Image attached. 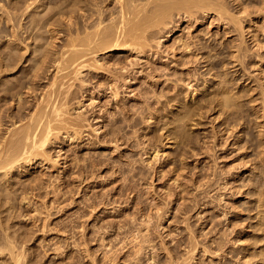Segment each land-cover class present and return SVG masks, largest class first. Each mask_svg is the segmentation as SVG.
Segmentation results:
<instances>
[{"label":"rangeland","instance_id":"obj_1","mask_svg":"<svg viewBox=\"0 0 264 264\" xmlns=\"http://www.w3.org/2000/svg\"><path fill=\"white\" fill-rule=\"evenodd\" d=\"M18 1L24 2L25 0H1L0 2H18ZM35 1L38 3V4L36 3L38 6L36 4L35 6H37L38 8L35 7L31 11L32 15H34V18L40 19L42 18L41 16L43 14V16L48 15V17L50 15L51 18H55L56 20L54 19L55 21L54 22L52 21L53 19L51 20V18H48L46 16L48 20L50 19L49 24L48 22H45L44 25L38 26L40 29H37L38 27L36 28L35 27L36 24L32 21L33 16L32 18L31 16H28V15H31L29 14L30 12L28 13L26 12L27 14L25 13L24 15L23 14L21 15L20 11L16 12V15L18 13L20 14V15L18 14L19 16L17 15L19 17L18 21L23 26V30L22 29L20 30V27H19V31H18L21 37L20 44L18 43L19 41L16 40V38H14V36L11 35L12 33H9L10 28H11L10 27L11 22L9 23L10 25L8 23H5L7 21H5V18L3 19V17L1 16L2 14H0V18H2L0 21V26H1L0 31L4 27L3 31L1 32V36H0V45H1L0 48L2 47L1 49H3L5 47V51L9 52V55L12 52H14L15 55H11V57L14 59L13 61H17V58H20V57L22 58V59L21 58L19 59L22 61H18L19 63L17 62V64L10 66V69H11V67L14 68V66L17 65L16 68L11 69L12 71L9 69L11 72L9 70H8L9 72L4 71L6 73L1 72V75H0V79L2 80V81L0 80V85L2 84L0 86V90H2L5 86L6 88L12 89V91H9L7 89L9 94L5 92L6 89L2 90L3 92L0 91V95H1L0 96V113H1L0 115L2 117H5V119L1 118L3 120L2 122H0L2 123V125L0 124L1 130L4 129V131L2 132H5V127L11 124V121H9L11 120V117L13 121L15 119L19 121V118L21 119L20 115L25 116L23 121H25L26 118L28 119L29 114L24 113V112L27 110L29 111V108H30V112H32L35 109L36 103L38 101V100L37 101L35 100L39 98L38 96H42L40 95V93L42 92L44 93V91H46L45 89H47V87L51 85V82L49 83V81L51 80L53 81L55 77H58V83L61 81V84L59 83V86L63 88L65 86L62 85V82H65L67 79H70L69 80L70 84L72 83L71 81L73 82L75 81L74 84L72 85V88L70 87V85H68L69 87H66V90L67 88H70L69 92L71 91L73 93L69 94V92L67 91L68 92L67 94V92H65L66 93L65 96L69 97L71 95L69 99L67 100L65 99L66 102L70 101L68 104L71 106L69 107V105L66 104L68 112L66 109H64L66 110L65 112L69 113V114L64 113L65 116L68 115V117L66 116L67 118H70L68 120L70 121L74 120L72 118L75 116H79L78 112L81 111L80 116H83L81 115V113L85 114V116L86 115L90 116L89 121L91 122V124L89 123V121H87L88 125L86 124V121L83 122L85 123L82 126L83 132L78 131L79 133L81 132V135H79L78 132H77V135L74 134L71 131L73 129H71L70 131L71 133H73V135L71 136L72 137L73 136L75 137V135L77 136L75 137V139L73 137V140L69 139L68 135L65 132L66 131L65 129H64L65 131L63 129H62L63 131L62 130L59 131L60 134L58 133V130L56 129L55 131L57 132L54 134L52 133V135H50V137L52 136V138L49 137L50 141L47 140L48 142V143L46 142L47 146L46 144L44 145L45 150L43 151L45 153L47 152L46 154L48 156L45 155L44 152H43L44 153L43 155L41 152L42 155L41 154L39 156L37 155L38 158L35 157L34 159H32L33 161L31 160L32 164L31 163L25 164L26 163L24 162L25 160L22 159V162L19 161L20 165H18L19 163H16L17 165H15L12 168V171L11 169L9 170L11 173L9 171H7L8 174H4L5 171H2L3 173H0L2 175L0 176L1 179L7 181V184H6V181H2L1 184H3L4 182L3 184L4 186L1 185L2 188L0 187V190H1L0 192V196H1L0 211L3 210L2 213L5 214L3 215L2 213H0V218H1L0 224L2 225L3 222L5 221L6 223L13 226L11 227V231L14 235H16L14 237L21 238V239H18L20 240L18 243L20 245L22 244L25 245L24 246L25 248L27 247L26 254L28 256L26 255V260H28V258L32 259L29 261L30 262L32 261L34 264H36V262L37 264H103V263L104 264H135V263L146 264L147 262L146 259L148 258L150 248L147 247L148 242L145 243L142 238L148 235L154 241V242L152 241V243L154 244L156 243L158 246L157 247L155 244L156 250H157L156 255H158L157 259L159 258L158 261L160 262V264L165 263L166 261L169 260L167 258L170 257L169 255L170 253L171 255L173 254V256H178L179 259L178 257L176 258L180 260L179 262L181 261L184 262L185 260L183 258L184 256L186 257L187 255L186 249L188 248L187 244H188L189 238L187 237H190L189 231L192 230L196 234H198V239H201L205 243H211L212 238H214L215 241L216 240L224 241L227 239H232L236 241L238 237H240L241 242L239 238L236 242L232 241L233 243L227 240L226 246L228 247L223 246L222 248L223 251L222 250L220 251L219 249L217 250L215 249V247H212L215 250L211 251V254H210V251L209 253L206 252V255L204 252H202V249H200L201 251L196 255L197 256L196 259L192 261L191 264H226V263L227 264H252V262H249L248 257L246 256V254H244V249L242 248L245 245V244H242V240L243 241L250 240L249 234L251 235V232L249 231L250 227H248V224L250 223V221H253V220L246 219V218L249 215H251L252 212H254L253 210L251 211L250 207L253 208L255 206V201H253L254 196L251 190L252 183H250L251 187H249V182H252L253 177L255 179H259V177L260 179H262L261 177L262 176L264 177V173H263L264 165L262 164V161L259 162L261 158V156L259 158V154H258L259 151L257 152L255 150L257 148L260 150L261 148L257 147L254 149V147L257 146V144L254 143L255 140L257 141V129L256 127L254 128V122H253L254 114L252 113L253 112L252 103H249L251 104L250 107L247 106L248 104L247 105L245 104L246 106H242L241 108L243 109L244 107L245 108L247 107L246 108L247 111L249 110L247 116L245 115L247 113L245 111V108H244V111L241 110L243 113L246 112L244 113L245 118H246V123L244 122V120H241L244 122V123L241 122L242 127L244 126L246 127L248 125V128H251L252 126L251 132H253L256 135V137L253 139L254 142L251 141L252 146H249L250 144L249 142L247 143L249 147L247 146L245 148L244 146L246 145H242L243 143L241 142V140L243 141V138H240L238 143H234V139L236 137L235 134H238L237 129H235L236 131L231 132L233 135H235L234 137L232 134H230L229 132L230 130L227 129L228 124L226 125V122H224L226 118L228 122H230L233 118H235L234 114L236 113L230 112L231 113L230 114L228 112V111H234V109H229L228 111L227 110L220 111V108L217 105L216 106L210 105L208 107H205L204 108L205 112H203L204 114L202 116L203 119H201L202 125H204L205 127L200 126V128L198 129L197 127L199 126H195V125L188 127L189 128L188 130L190 131L191 136H192L191 140L193 142V143L191 142L192 144L188 145L190 146V148L187 147L186 145H183V144L181 145V143H177V140H175L176 138L173 137L172 134H168L169 132L168 128L164 123L165 121H167V116L171 114L170 109H176L178 106L177 101L176 102L174 100H172L171 102L169 101V98H172L169 96H173V95L176 96L177 95L176 93H178L177 97L179 96V98L180 97L183 99L185 98L186 101H189V100L191 101V99H189L190 95H188L189 92L188 94H186L187 84L186 82H184L188 74V70H186L187 67L191 68L190 70L191 73H189V77L191 78L193 77L192 82H194L195 84L197 83L200 84V81L202 82L204 78L207 80L208 78H210L211 81L207 83L205 90L209 89L210 88L209 86H212V84L217 85V83L222 84V82L224 85L228 84L227 85L228 90L232 89L230 91H233V92L235 91L239 92L241 88L245 87L246 85H249V86L251 85L253 87H256L255 91L258 93L259 96L257 94L256 95L259 97L258 99L262 101V98H261L262 92L261 93L258 92L261 89V87L258 86L259 79L257 78L258 76L261 75L262 72L260 71L262 69L258 65V63L256 64L255 62L258 58H260L259 54L261 57L263 55V59H264V0H238V1L237 0H222L226 6V12L228 10V12L227 13L225 12L224 14L226 19H224L223 21L215 19L216 18L214 17L215 12L212 13V15L209 14L208 16L202 18V20L200 18L198 22L192 25L190 22H187L184 20L180 21L177 28L174 29L169 36L165 35L164 37H162L164 39L162 43V47L154 49V50L158 49V55H156L157 58L154 57L152 54L146 53L144 55L143 53L140 59H135L133 57L134 55H132V53L129 52L128 50L109 51L106 48L105 50L104 48H100L102 51L99 50L97 54L95 55L101 57L100 61H102L103 64L101 62L100 63L98 62V63L102 64L100 66L103 69L102 68L99 69L98 67L100 66L99 64L96 63L98 67H96V65H93L90 68L91 70L89 71L87 69L84 70L82 76H80L81 78L84 79L85 82L87 81L89 82V83L87 82V84L91 86V87L89 86L91 88L90 91H93L92 93H94L95 95L92 93L89 94L90 93L89 91H87L86 93L85 88L81 85L82 84V82H80L81 80L78 79L79 80L78 82H76L77 80H74V77L72 75L73 73L70 74L72 78H70V76L68 77L69 74L67 75L66 71H68L69 68L64 69L62 72V70L58 71V68H56L55 65H52V63H54L53 60L55 59V56L57 57L60 56V54L68 48V44H69L68 42H69V38L71 35V26L69 25V20L67 21L68 19L67 15H69L70 13L67 14L66 12L69 11L68 9L73 0L72 1L71 0H44V1L43 0H33V2ZM45 3L46 5H44ZM113 4L114 2L110 4L108 3L109 7H111ZM243 7H246V8H244L243 10ZM55 8L57 9L55 10ZM60 9L63 10L64 12H60ZM56 11L58 12L57 14H55ZM79 12H81V10ZM52 13H54V16ZM79 15L80 13H78L79 18L77 17V20L83 23V21L81 20L82 17ZM21 17H22V20H21ZM240 19L241 20L243 19L242 25H245L243 31L241 30V26H240L241 22L240 23L236 22ZM218 21L219 22L221 21V22L218 23ZM30 25L31 27L33 26L32 29L34 32L30 31L32 30L29 27ZM25 26H27V28ZM42 26L43 27L45 26L46 28L45 27L42 28ZM26 29H27V32H25ZM236 29L237 31H235ZM47 31H48V34H47ZM40 33H42L43 35L45 34V35L43 36ZM178 35L180 37L179 39H177ZM26 36L29 39L25 38ZM244 36H245V39L243 38ZM11 38L12 39L14 38L16 41L14 39L12 40ZM184 40H187L188 43L192 42L190 44V46L193 44L191 46L192 51H191V48L188 52L186 49H185L186 51L183 50L184 48L181 47V43H183ZM255 41L257 42L255 43ZM23 42L24 43L26 42L25 45L29 46L27 52L25 49L26 46L24 45ZM195 43H199L197 45L200 48L201 46H205L206 44H208V46H206L209 48L208 50L205 49L206 47H202V48L205 49L204 50L205 55L208 54L207 55L208 57L212 55V57H210L212 61L208 59V61L211 63L210 65H212L213 67L212 73L209 72L211 73V75H208V70H206L207 65L205 64L207 62H205L206 61L205 58L200 59L202 53H204L202 51L203 49L201 48L200 49L201 51H200L199 47L196 48ZM239 43L240 44L242 43L241 44L242 50H240L242 57L240 58V60L238 59L239 63L238 61H236L238 63L236 65L235 63H232V62L231 64L227 63L228 62L227 60H229V62L230 60H232L231 54L229 53H232L230 51L234 49L230 45L232 44L236 45ZM257 43L262 45V48ZM35 45L37 48L35 47ZM193 46L196 48V50H194ZM19 48L21 51H18ZM1 49L0 51H2ZM8 49H10L11 51ZM46 49L48 52L45 51ZM23 50L25 51L24 53H23ZM173 50L175 54L174 52H171ZM245 50H248V51H245ZM206 51H210L209 53L211 55H209V53ZM37 52L40 55H42V57L43 55L44 56L47 54L50 55V56L47 55L45 57L46 61L43 63L44 65L41 64L40 61L42 57L39 54H37ZM244 52L246 53L247 56H244L245 55ZM16 54H18L19 56L21 54V56L19 57ZM161 54H164V55H161ZM172 54H174L175 56L177 55V56L173 57L172 60L174 58L175 59L170 63L171 61L170 57L173 56ZM196 54L197 56H195ZM227 54H229L230 56H228ZM37 55L41 58H38ZM159 55H161L160 57L162 58H160ZM254 55H255V58L253 57ZM50 57L52 59V62H51ZM195 57H199V58H196L197 59L196 60ZM12 58L10 60H12ZM32 58H38L37 59L38 64L34 65L36 59L34 60ZM49 60H50V63L48 64ZM130 60L135 61L134 62L135 64L134 63L129 64ZM176 61H180V63L182 62L180 65L182 64L186 65L188 62L189 63L187 64V66L182 65V66L176 67L179 65V62H176ZM105 62L106 64H108V66L105 64ZM174 62H176L178 65L176 63L174 65ZM212 62L215 65L216 69L214 68V65L212 64ZM222 62L224 63V65L226 63L228 65L226 64L224 66ZM121 63L122 64L125 63V65L127 64L130 66L136 65L137 67L134 66L136 67L135 68L136 71L137 70L140 71V69H143V70L141 72H137L135 77L138 76V79L136 80L134 79L135 80L134 83H132L131 81L132 85L130 87H129L130 83L128 82L127 83L128 85H125L122 90L121 101L118 106L120 109L121 108L124 110L126 109V111L128 112H125V113L123 112L122 114L121 113L112 114L111 112L110 114V111H113L115 108L114 107L115 102H113L110 96V92L108 90H107L108 92L106 90L105 91L100 90L101 92L97 93L96 90H98L97 88L101 86L98 83H101L103 85V83H107L110 81L111 79L110 73H118L116 72V69H118L117 71H119L121 67ZM240 63H241V66H240ZM36 65H39V67L41 68V69L39 68V72L36 70L39 74L38 73L36 74L34 72L35 68L33 67ZM49 65H52L54 67L52 66L49 67ZM196 65L197 66L200 65V66L197 67ZM255 65H258L259 67ZM42 66H45V67L42 68ZM244 66H246V70ZM109 67H110V72H109ZM113 67H115L116 69H114ZM181 67L182 69H180ZM198 68L200 70H198ZM36 69H38V67H36ZM43 69H44V72H42ZM233 69H238V70L234 73L230 71ZM56 71H58L60 74L62 73L60 77H59V73ZM107 71L109 74L107 73ZM197 71L199 72L200 76L198 75ZM32 73H34L36 76ZM40 73H41V77L39 76ZM63 73L64 75L66 74L67 77L66 75L63 76ZM68 73H70V69ZM146 73L149 74V76H147ZM151 73H153V75ZM202 73H203V76H202ZM31 75H34L35 77H37L38 75V78L35 79V77L32 76L33 79H29ZM248 76L250 79L244 80ZM63 77H66L67 79ZM211 77L212 78L214 77L215 80L214 78L212 79ZM5 78L9 80L6 82ZM152 78L154 79V81H152ZM181 78H183V80ZM145 79H146V83H145ZM177 79H179L180 81ZM194 79H196V81ZM3 80H5L6 83H4ZM27 80H28V83L32 81L31 84H35V86L34 85L33 87L31 86L32 89L31 87L29 88L28 85H31V84L30 83L27 84ZM140 82L141 84H139ZM19 83L21 84L25 83V84L22 86ZM150 83H151V86H149ZM26 84L28 87L26 86ZM175 84L177 85V87ZM12 85L14 86L16 85L15 88H17V86L18 87L21 86L22 92H19L20 88L19 89L17 88L16 92L12 93L14 96H12L11 92H14L13 91L14 88L7 87V86H12ZM94 85H98V86L100 85V86L96 87ZM104 85H107V84H104ZM2 86L4 87L1 88ZM201 87H202V84H200V88ZM50 88L51 87H49L48 89ZM94 88L96 90H94ZM33 89L37 93H35L34 91L33 93L32 92ZM143 90H144V93H143ZM24 91H26L27 93L31 91L30 93L31 96L29 93L27 94ZM18 92L22 93L21 97L23 98L22 100H24V103H26L25 98L28 97L27 98L28 99L27 103L29 104L28 106L26 105L27 103L24 104L23 102H21L22 100L20 101L21 103H23V107L25 105L27 106V108L24 109V111L22 109V106L20 108L21 110L18 108V106L20 107L21 105V103L20 105L18 104L19 102L18 95H17ZM162 92L163 94H160ZM198 92H199V97L197 96V99H199L201 97V94L205 93L206 91L203 92V90L202 91L200 90ZM158 93L160 95H158ZM167 93H169V95ZM10 94L12 97L17 96V98L13 99L12 97H10ZM33 94L35 98L33 97ZM81 94L83 97L81 96ZM84 94H88V95H84ZM134 94L136 96H134ZM93 95H94V99L90 100L89 97ZM167 96L169 97L168 99H167ZM11 98L14 101H11L12 100ZM15 100H17L18 102H15ZM259 100L255 102L259 104L257 107H260L261 105L260 103H262L261 101L260 103H258ZM91 101L94 103H92ZM60 102H61V99H60ZM90 102L93 105H90L89 104ZM4 105L6 106V108H4L5 107ZM248 107L251 109H248ZM162 108L163 110H161ZM227 112L230 115L227 114ZM5 113L8 115H6ZM25 114H27V117ZM64 114L62 115V117H64ZM101 114H102L103 120L102 119L98 120L97 117L100 116L101 118ZM75 119H77V117H75ZM92 119L93 121H91ZM96 119L98 120V122L96 121ZM23 121H19V122L23 123ZM96 122L101 127L98 131L96 130L97 132L95 130H92V129H95V127H97L95 126L97 125ZM20 123L17 122V125H19ZM86 125H87V128H86ZM90 125L91 126L94 125L92 126L94 128H92ZM114 128L116 129L117 136L120 138L117 142L115 139L111 138L112 137L111 131ZM213 128H214V131H213ZM248 128L246 127V129L250 131ZM85 132H89V134L87 135V133ZM242 134H244V131ZM117 144L119 145L117 146ZM240 145L242 146L241 148H240ZM154 148H156L158 152L155 151ZM184 148H186L187 150ZM201 148L202 150H199ZM205 151H207L206 154H205ZM196 152L198 153V156L195 154ZM256 152H257L258 157L256 155ZM193 153H194V156H193ZM45 156L47 158H45ZM246 159L248 163L245 162ZM86 163L88 164L86 165ZM217 163H218V166H217ZM254 165L256 169L253 167ZM81 174L82 175L84 174V175L82 176ZM80 176L82 177V180L80 179L81 178ZM257 176L258 178H256ZM250 177L252 180L250 179ZM5 184H6V189H4ZM9 185L10 187L8 189L7 186ZM248 187L251 193L248 191ZM196 190L198 193L196 192ZM8 196H10L11 198H9ZM22 196H24L23 197L24 199L22 198ZM2 197L4 198V200ZM196 198L197 200L199 199L198 201H196L197 203L199 202L198 204H196L195 202ZM10 211L13 214L10 213ZM141 224H145L146 226L145 225L143 226ZM212 226H213V229L211 228ZM245 229H246V232L249 229L247 233L245 232ZM148 231H150L149 234H147ZM224 232L226 233L227 237L226 235H224L225 234ZM246 235H248V237ZM18 240L16 239V242ZM144 243L146 246L144 245ZM220 243H224V242H220ZM243 243H246V242H243ZM138 245L140 247H138ZM213 245H214V242H213ZM234 245L236 247H234ZM224 247H226L227 250L224 249ZM28 249H31V250H28ZM134 249L136 251L138 250L137 254H134L136 253ZM131 251L133 254L131 253ZM238 251L239 252L243 251V252L239 253ZM29 253H31V255ZM167 255H169V257ZM223 257H226V259Z\"/></svg>","mask_w":264,"mask_h":264},{"label":"bare ground","instance_id":"obj_2","mask_svg":"<svg viewBox=\"0 0 264 264\" xmlns=\"http://www.w3.org/2000/svg\"><path fill=\"white\" fill-rule=\"evenodd\" d=\"M1 1V0H0ZM44 1V0H43ZM72 1V0H71ZM238 1V0H237ZM112 2H114V4L111 6V7H109V5H108V3L110 4V3H112ZM37 2L35 1V2H33V0H25L24 2H0V14H2L1 16L3 17V19L5 18V21H7V22H5V23H10L9 25H10V32L9 33H12L11 35L12 36H14V38H16V40H18L19 42V44L21 43V37H20V35H19V27H20V30L22 29L23 30V26L21 25V23L18 21V16L20 15L19 13V15L17 16L16 15V12H18V11H20V13H21V15L23 14H25L26 12L28 13V12H30L29 14H31V15H28V16H31V18H32V16H33V22L36 24H33V25H35V27L37 28L38 26H40V25H44V23L45 22H48V24H49V20H48V18H51L50 17V15H49V17H48V15H46V16H43V14H42V18H34V15H32V10L35 8V7H37L38 5V3L36 4ZM47 3V2H46ZM46 3L44 4V5H46ZM35 4L37 5V6H35ZM55 5V4H54ZM70 5V4H69ZM68 5V6H69ZM242 5V4H241ZM60 6V5H59ZM41 7V6H40ZM63 7V6H62ZM67 7V6H66ZM228 7V6H227ZM242 7V6H241ZM254 7V6H253ZM38 8V7H37ZM244 8H246V7H243V10H244ZM260 8V7H259ZM43 9V8H42ZM57 8H55V10H56ZM67 9V8H66ZM51 10V9H50ZM69 11H67L66 13L68 14V13H70L69 15H67L68 16V19H67V21L69 20V25L71 26V35H70V38H69V44H68V48L65 50V51H63L61 54H60V56H55V59L53 60L54 61V63H52V65H55V67L56 68H58V71H60V70H62V72H63V70L64 69H70V73H68V71H69V69H68V71H66L65 73L68 75V77L70 76V74H72L73 75V77H74V80H77L76 82H78L79 80H81L80 82H82V86L85 88V91H86V93H87V91H89L90 93L89 94H91L93 91H90V85H88L87 84V82H85L84 81V79L83 78H81L80 76H82V74H83V71L84 70H91L90 68L93 66V65H96V63L97 64H99L100 62L103 64V62L102 61H100L101 59V57H99V56H96L95 54H97V52L99 51V50H101L100 48H104V50H105V48L107 49V50H109V51H113V50H117V51H123V50H128L129 52H131L132 53V55H134L133 57L135 58V59H140L141 58V56L143 55V53H144V55L146 54V53H148V54H152L154 57H156V55H158V49H156V50H154L155 48H160V47H162V43H163V38L162 37H164L165 35H167V36H169L170 34H171V32L174 30V29H176L177 28V26L179 25V23H180V21H182V20H184V21H187V22H190L191 23V25L192 24H194V23H196V22H198L199 21V19L201 18V20H202V18H204V17H206V16H208L209 14L210 15H212V13H214L215 12V15H217V16H215L214 15V17H216L215 19H218V20H221V21H223L224 19H226V17H225V12H226V6H225V4H224V2L222 1V0H73L72 2H71V5H70V7H69V9H68ZM81 10V12H79ZM83 10V11H82ZM57 11H59V10H57ZM55 12V14H57L58 12ZM242 11V10H241ZM246 11V10H245ZM38 12V11H37ZM60 12H64L63 10H61L60 9ZM227 12H228V10H227ZM226 12V13H227ZM26 13V14H27ZM34 13V12H33ZM40 13V12H39ZM65 13V14H66ZM78 13H80V15L79 16H81L82 17V21H83V23H81V22H79L78 20H77V17H78ZM243 13V12H242ZM47 14H48V12H47ZM53 14V16H54V13H52ZM250 14V13H249ZM63 15H64V13H63ZM38 16V15H37ZM40 16V15H39ZM52 16V17H53ZM46 17V18H45ZM56 17V16H55ZM59 17V16H58ZM65 17V16H64ZM213 17V18H214ZM57 18V17H56ZM79 18V17H78ZM231 18V17H230ZM1 19L2 18H0V21H1ZM53 19V20H52ZM54 19L55 18H51V20L52 21H54ZM232 19V18H231ZM21 20H22V17H21ZM31 20V19H30ZM48 20V21H47ZM56 20V19H55ZM58 20V19H57ZM63 20H65V19H63ZM213 20V19H212ZM243 20V19H242ZM242 20L240 19V20H238V21H236L237 23H240L241 22V24H240V26H241V30L243 31V29H244V26L245 25H242ZM9 21V22H8ZM51 21V22H52ZM207 21V20H206ZM215 21V20H214ZM220 21V22H221ZM227 21H229V20H227ZM3 22H4V20H3ZM29 22H31V21H29ZM55 22V21H54ZM58 22V21H57ZM219 21H218V23H220ZM235 22V23H236ZM4 23V24H5ZM82 24V26H81V24ZM203 23V22H202ZM211 23V22H210ZM213 23V22H212ZM225 23V22H224ZM229 23H231V22H229ZM51 24V23H50ZM6 25V24H5ZM22 27H21V26ZM59 25V24H58ZM68 25V26H69ZM227 25V24H226ZM234 26V25H233ZM1 27V26H0ZM6 27V26H5ZM26 28H27V26H25ZM31 29L33 28V26L31 27V25L29 26ZM34 27V28H35ZM45 27V26H44ZM43 26H42V28H44ZM55 27V26H54ZM228 27V26H227ZM236 27V26H235ZM4 28V27H3ZM3 28H2V30L0 31V36H1V32L3 31ZM7 28V27H6ZM35 28V29H36ZM46 28V27H45ZM58 28V27H57ZM25 29V28H24ZM37 29H40L39 27L37 28ZM69 30H70V28H69ZM7 31H9V30H7ZM30 31H33V29L32 30H30ZM235 31H237V29L235 30ZM241 31V32H242ZM25 32H27V29L25 30ZM34 32V31H33ZM32 32V33H33ZM40 32V31H39ZM42 32V31H41ZM44 32V31H43ZM50 32H52V31H50ZM54 32V31H53ZM30 33V32H29ZM68 33V32H67ZM255 33V32H254ZM40 34H42V33H40ZM47 34H48V31H47ZM29 35V34H28ZM38 35V34H37ZM43 35V34H42ZM45 35V34H44ZM43 35V36H44ZM197 35V34H196ZM243 35H244V33H243ZM25 36V35H24ZM23 36V37H24ZM22 37V38H23ZM36 37V36H35ZM52 37V36H51ZM13 38V39H14ZM25 38H28L27 36L25 37ZM57 38V37H56ZM180 37H179V35L177 36V39H179ZM244 39H245V36L243 37ZM259 38V37H258ZM8 39V38H7ZM12 39V38H11ZM12 39V40H13ZM29 39V38H28ZM37 39V38H36ZM55 39V38H54ZM262 39V38H261ZM10 40V39H9ZM15 40V39H14ZM15 40V41H16ZM23 40V39H22ZM38 40V39H37ZM43 40V39H42ZM46 40H47V38H46ZM258 40V39H257ZM260 40V39H259ZM4 41V40H3ZM8 41V40H7ZM24 41V40H23ZM25 41H26V39H25ZM28 41V40H27ZM45 41V40H44ZM190 41V40H189ZM192 41H193V39H192ZM196 41V40H195ZM208 41V40H207ZM234 41V40H233ZM11 42V41H10ZM29 42V41H28ZM35 42V41H34ZM37 42V41H36ZM40 42V41H39ZM43 42V41H42ZM46 42V41H45ZM50 42V41H49ZM55 42V41H54ZM155 42V43H154ZM240 42V41H239ZM257 41H255V43H256ZM4 43V42H3ZM6 43V42H5ZM9 43V42H8ZM24 43V42H23ZM44 43V42H43ZM192 42H190V43H188L187 42V40H184L183 41V43H181V47H183L184 49L183 50H187V52L190 50V48H191V51H192V45L190 46V44H191ZM194 43V42H193ZM262 43V42H261ZM13 44V43H12ZM11 44V45H12ZM26 44V42L24 43V45ZM196 44V48H198L199 46L197 45V44H199V43H195ZM205 44V43H204ZM229 44V43H228ZM242 44V43H241ZM241 44L239 43V44H232V45H230V46H232V48H234V49H232V51H230V52H232V53H229V54H231V58H232V60H230V62H229V60H227L226 62L227 63H230L231 64V62L232 63H235V65L236 64H238L239 63V60H240V58L242 57L241 56V52H240V50H242L241 49ZM258 45H260L259 43H257ZM256 44V45H257ZM8 45V44H7ZM21 45H23V44H21ZM164 45V44H163ZM183 45V46H182ZM244 45V44H243ZM1 46V45H0ZM6 46V45H5ZM26 46V45H25ZM37 46H39V45H37ZM52 46V45H51ZM195 46V45H194ZM193 46V47H194ZM206 46H208V44H206L205 46H201V48L202 47H206ZM210 46V45H209ZM234 46V47H233ZM261 46V48H262V45H260ZM8 47V46H7ZM17 47H18V45H17ZM16 47V48H17ZM28 47L29 46H26V52L28 51ZM35 47H36V45H35ZM41 47V46H40ZM259 47V46H258ZM2 48V47H1ZM0 48V49H1ZM22 48V47H21ZM37 48V47H36ZM196 48L194 47V50H196ZM200 47H199V50L201 49ZM212 48V47H211ZM213 48H215V47H213ZM3 49H4V51H3ZM3 49H1L2 51H0V75H1V72H4V71H8L9 69H10V66H12V65H14V64H17V62L18 61H22V60H19L21 57V54H20V56L18 55V54H16V55H18L20 58H17V61H13L14 59L11 57V55H15L14 54V52H12L10 55H9V52H6L5 51V47L3 48ZM15 49V48H14ZM24 49V48H23ZM180 49V48H179ZM203 49V48H202ZM205 49H209L208 47H206ZM205 49H203L202 51L204 52V50ZM247 49V48H246ZM8 50H10V49H8ZM7 50V51H8ZM16 50V49H15ZM15 50H13V51H15ZM182 50V49H181ZM185 50V51H186ZM193 50V51H194ZM198 50V49H197ZM261 50V49H260ZM11 51V50H10ZM18 51H21L20 50V48L18 49ZM44 51V50H43ZM45 51H47V49L45 50ZM102 51V50H101ZM161 51V50H160ZM201 51V50H200ZM211 51V50H210ZM210 51H206V52H210ZM245 51H248V50H245ZM250 51V50H249ZM263 51V50H262ZM261 51V52H262ZM25 51L23 50V53H24ZM36 52V51H35ZM48 52V51H47ZM51 52V51H50ZM49 52V53H50ZM170 52V51H169ZM168 52V53H169ZM171 52H174V50L173 51H171ZM195 52V51H194ZM193 52V53H194ZM16 53V52H15ZM22 53V52H21ZM45 53V52H44ZM43 53V54H44ZM165 53V52H164ZM224 53V52H223ZM245 53V52H244ZM37 54H39L38 52H37ZM46 54V53H45ZM67 54V55H66ZM170 54V53H169ZM174 54H175V52H174ZM174 54H172L171 56L172 57H170L171 58V61H170V63L175 59H173L172 60V58L173 57H176ZM207 54V53H206ZM229 54H227L228 56H230ZM259 54V53H258ZM262 54V53H261ZM35 55V54H34ZM40 55V54H39ZM48 56H50L49 54H47ZM47 55H43V57H42V55H40L41 57H39L38 55V58H41V64L42 65H44L43 63L46 61V56ZM161 55H164V54H161ZM161 55H159V57L161 56ZM168 55V54H167ZM194 55V54H193ZM208 55V54H207ZM207 55H205V52L204 53H202V55H201V57H200V59L201 58H205V62H207L205 65H207V68H206V70H208V75H211V73H212V69H213V67H212V65H210L211 63L208 61V59H210V57H212V55L209 53V55H211L210 57H208ZM253 55V54H252ZM25 56V55H24ZM170 56V55H169ZM195 56H197V54L195 55ZM221 56V55H220ZM244 56H247L246 55V53H245V55ZM258 56V55H257ZM15 57V56H14ZM34 57V56H33ZM53 57V56H52ZM57 57V58H56ZM120 57V56H119ZM158 57V58H159ZM168 57V56H167ZM181 57H182V55H181ZM180 57V58H181ZM225 57V56H224ZM254 58H255V55L253 56ZM259 57L260 58H258L257 60H256V64L258 63V65L261 67V71L260 72H262L261 73V75L260 76H258L257 78L259 79L258 80V82H259V85L258 86H260L261 87V91L259 90L258 92L259 93H261L262 92V101L261 100H259L258 98V93L255 91V88L256 87H253V86H249V85H246L245 87H243V88H241V90L239 91V92H233V91H230V90H232V89H229L228 90V82L226 83L227 85H224L223 84V82H222V84L221 83H217V85H214V84H212V86H209L210 88L209 89H207V90H205V88H206V86H207V83L209 82V81H211L210 80V78H208V80L207 79H203L202 80V82L200 81V84H202V87L200 88V84L199 83H197V84H195L194 82H192L193 81V77L191 78V77H189V73H191V68L190 67H187V69H186V67H185V69L186 70H188V74H187V76H186V78H185V80H184V82H186V84H187V91H186V94H188V92H189V94L188 95H190V97H189V99H191V101L189 100V101H186L185 100V98L183 99V98H179V96L177 97V95H178V93H176L177 95L175 96V95H173V96H169V97H172V98H169L168 96H167V99L169 98V101L171 102L172 100H174L175 102L177 101L178 102V106H177V108L176 109H170L171 111V114L170 115H168L167 116V121H165V125L167 126V128H168V134H172V136L173 137H175L176 139L175 140H177V143H181V145L183 144V145H186L187 147H189L190 148V146H188V145H190V144H192L193 142H192V140H191V133H190V131L188 130L189 128L188 127H190V126H193V125H195V126H199V127H197V129L198 128H200V126H204V125H202V120L201 119H203L202 118V116H203V112H205L204 111V108L205 107H208V106H210V105H214V106H219V108H220V111H228L229 109H234V111H228L229 113L231 112V113H236V114H234V116H235V118H233L230 122H228V120H227V118L225 119V121L224 122H226V125L228 124V130H230L229 132H230V134H232L231 132H233V131H236L235 129H237V133L238 134H235L236 135V137H235V135H233L234 137H235V139H234V143H238V141H239V139L240 138H243V141L241 140V142L243 143H241L242 145H246V146H244V148L245 147H247L248 145H247V143H249L250 142V144H249V146H252L251 145V141H253L254 142V138L256 137V135L253 133V132H251V128H252V126H251V128H248V125L246 126L250 131H248L247 129H246V127L244 126V124H243V126L244 127H242V123H246V118H245V115L247 116V114H248V111H247V107L245 108V111L247 112H244V113H246L245 115H244V113L242 112V111H244V108L243 109H241L242 108V106H246L247 104V106H251V104H249V103H252V110H253V114H254V118H253V122H254V128L256 127V129H257V141L255 140V142L254 143H256L257 144V146L256 147H254V149L255 148H257V147H259V148H261L260 150L258 149H255L257 152L259 151V158H260V156H261V158H260V161L259 162H261L262 161V164L264 165V59H263V55H262V57L260 56V54H259ZM12 58V60H10ZM38 58H32V59H36V61H35V63H34V65L35 64H38V62H37V59ZM48 58V57H47ZM54 58V57H53ZM157 58V57H156ZM160 58H162V57H160ZM169 58V59H170ZM187 58V57H186ZM194 58V57H193ZM196 58H199V57H195V59ZM207 58V59H206ZM22 59V58H21ZM50 59H51V57H50ZM176 59H178V58H176ZM188 59V58H187ZM216 59V58H215ZM221 59V58H220ZM237 59V60H236ZM239 59V60H238ZM48 60V59H47ZM111 60V59H110ZM132 60H134V59H132ZM197 60V59H196ZM195 60V61H196ZM211 60V59H210ZM29 61V60H28ZM31 61V60H30ZM33 61V60H32ZM167 61V60H166ZM185 61V60H184ZM188 61V60H187ZM190 61H192V60H190ZM193 61H194V59H193ZM212 61V60H211ZM215 61V60H214ZM213 61V62H214ZM236 61H238V63L236 62ZM37 62V63H36ZM39 62V63H40ZM51 62H52V59H51ZM99 62V63H98ZM107 62V61H106ZM106 62H105V64H106ZM115 62V61H114ZM131 62V63H130ZM130 62H129V64H133L135 61H131L130 60ZM176 62H179V65L176 63ZM176 62H174V65H175V63L178 65V66H176V67H179V66H182V65H180L182 62H183V60H182V62L180 63V61H176ZM213 62H212V64H213ZM225 62V63H226ZM19 63V62H18ZM29 63V62H28ZM27 63V64H28ZM50 63V60H49V62H48V64ZM108 63V62H107ZM116 63V62H115ZM120 63V62H119ZM136 63H138V62H136ZM147 63H148V61H147ZM152 63V62H151ZM169 63V62H168ZM189 63V62H188ZM187 63V64H188ZM193 63V62H192ZM196 63V62H195ZM194 63V64H195ZM223 63V62H222ZM226 63V64H227ZM242 63H244V62H242ZM21 64V63H20ZM19 64V65H20ZM102 64H99V66L100 65H102ZM117 64H118V62H117ZM127 64H128V62H127ZM125 65V63L124 64H122L121 63V67H120V69H119V71H117L118 69H116L115 67H113L114 69H116V72H118V73H110L111 74V79H110V81L109 80H107V81H109V82H107V83H103V85L104 84H107V85H102L101 83H98V84H100L99 86L98 85H94V86H98L99 88H97L98 90H96L95 88H94V90H96L97 91V93H100L101 91L100 90H102V91H109L110 92V96H111V98H112V100H113V102H115V108H114V110L113 111H110V114H111V112H112V114H116V113H125V112H128V111H126V109L124 110V109H120L119 108V103H120V101H121V93H122V90H123V88H124V86L125 85H128L127 83L129 82L130 84H129V87L132 85L131 84V81H132V83H134V81L136 80V79H138V76L137 77H135L136 76V74H137V72H141L143 69H140V71H136L135 70V68L137 67L136 65H134V66H136V67H134L133 65ZM135 64V63H134ZM150 64V63H149ZM187 64L185 65V66H187ZM191 64V63H190ZM201 64V63H200ZM225 64V65H226ZM249 64V63H248ZM40 65V64H39ZM39 65H36V66H34L33 68H35L34 70H32V71H34L36 74L39 72ZM52 65H49V67L50 66H52ZM107 66H108V64H106ZM110 65V64H109ZM112 65V64H111ZM155 65V64H154ZM168 65V64H167ZM183 65V66H184ZM203 65V64H202ZM214 65V64H213ZM220 65V64H219ZM223 65H224V63H223ZM224 65V66H225ZM228 65V64H227ZM232 65H234V64H232ZM231 65V66H232ZM245 65V64H244ZM258 65H255V66H257V67H259ZM31 66H32V64H31ZM31 66H29V67H31ZM48 66V65H47ZM134 68H133V67ZM173 66V65H172ZM197 66V65H196ZM198 66H200V65H198ZM197 66V67H198ZM240 66H241V63H240ZM239 66V67H240ZM251 66V65H250ZM17 67V65L16 66H14V68H16ZM36 67H38V69H36ZM45 66H42V68H44ZM52 67H54V66H52ZM96 67H98L97 65H96ZM95 67V68H96ZM118 67V66H117ZM149 67V66H148ZM245 67V70H246V66H244ZM243 67V68H244ZM252 67H254V66H252ZM13 67H11V69H14ZM26 68V67H25ZM94 68V67H93ZM99 69H101L102 67L100 66V67H98ZM106 68H108V67H106ZM154 68V67H153ZM167 68H169V67H167ZM184 68V67H183ZM202 68V67H201ZM214 68H215V65H214ZM230 68V67H229ZM238 68V67H237ZM242 68V67H241ZM248 68V67H247ZM10 69V70H11ZM30 69V68H29ZM41 69V68H40ZM54 69V68H53ZM97 69V68H96ZM103 69V68H102ZM178 69V68H177ZM180 69H182V67L180 68ZM216 69V68H215ZM260 69V68H259ZM9 70V71H10ZM38 72H37V71ZM56 70V69H55ZM105 70H107V69H105ZM154 70V69H153ZM195 70V69H194ZM198 70H200L199 68H198ZM220 70V69H219ZM219 70H217V71H219ZM238 69H233V70H230V71H232V72H236ZM244 70V71H245ZM255 70H256V68H255ZM8 71V72H9ZM12 71V70H11ZM10 71V72H11ZM14 71V70H13ZM24 71V70H23ZM46 71V70H45ZM51 71V70H50ZM58 71H56V72H58ZM112 71V70H111ZM190 71V72H189ZM221 71V70H220ZM248 71V70H247ZM246 71V72H247ZM40 72H41V70H40ZM42 72H44V69L42 70ZM109 72H110V67H109ZM115 72V71H114ZM144 72V71H143ZM186 72V71H185ZM192 72H194V71H192ZM198 72V71H197ZM209 72H211V73H209ZM224 72V71H223ZM4 73H6V72H4ZM15 73V72H14ZM23 73V72H22ZM59 73V72H58ZM90 73V72H89ZM107 73H108V71H107ZM145 73V72H144ZM149 73V72H148ZM155 73V72H154ZM180 73V72H179ZM215 73V72H214ZM20 74V73H19ZM32 74H34V73H32ZM39 74V73H38ZM45 74V73H44ZM62 74V73H61ZM60 73H59V77H60V75H61ZM65 74V75H66ZM109 74V73H108ZM147 74V73H146ZM152 75H153V73H151ZM156 74V73H155ZM172 74V73H171ZM194 74V73H193ZM197 74V73H196ZM226 74V73H225ZM247 74V73H246ZM26 75H27V73H26ZM35 75V74H34ZM34 75H31L30 77H29V79H33L32 78V76L33 77H35ZM42 75H43V73H42ZM64 75V73H63V76H65ZM67 75H66V77H67ZM139 75V74H138ZM176 75V74H175ZM198 75H199V72H198ZM205 75V74H204ZM40 77H41V73H40V75H39ZM147 76H149V74H147ZM174 76V75H173ZM191 76V75H190ZM196 76V75H195ZM200 76V75H199ZM202 76H203V73H202ZM201 76V77H202ZM244 76V75H243ZM254 76V75H253ZM15 77V76H14ZM39 77V78H40ZM53 77H54V75H53ZM52 77V78H53ZM66 77H63V78H66ZM86 77V76H85ZM151 77V76H150ZM152 77H154V76H152ZM175 77H177V76H175ZM180 77V76H179ZM206 77H207V75H206ZM2 78V77H1ZM17 78V77H16ZM36 78H38V75H37V77H35V79ZM57 78V79H56ZM70 78H72V76H70ZM148 78V77H147ZM184 78V77H183ZM183 78H181L182 80H183ZM198 78V77H197ZM212 78V77H211ZM214 78V77H213ZM212 78V79H213ZM222 78V77H221ZM6 79V82L9 80H7V78H5ZM11 79V78H10ZM22 79V78H21ZM24 79V78H23ZM28 79V78H27ZM60 79V78H59ZM67 79V78H66ZM79 79V80H78ZM90 79V78H89ZM135 79V80H134ZM144 79V78H143ZM160 79V78H159ZM223 79V78H222ZM248 79H250L249 78V76L246 78V79H244V80H248ZM1 80V79H0ZM26 80V79H25ZM24 80V81H25ZM38 80V79H37ZM68 80V81H67ZM65 82H62V85H64L65 87L63 88V87H61V86H59V83L61 84V81L58 83V77H55L54 79H53V81L51 80V81H49V83L51 82V85H49L48 87H47V89H45L46 91H44V93L42 92V93H40V95H42V96H38L39 98L38 99H36L35 101H37V103H36V106H35V109L32 111V112H30V108H29V111L28 112H30V113H28L27 111H25L24 113H27V114H29L28 115V119L26 118V120L25 121H23L24 120V118H25V116H22V115H20V117H21V119L19 118V121H23V123H20L18 120H12V117H11V120H9V119H7V120H9V121H11V124L9 125V126H4L5 127V132H2V131H4V129L3 130H1V127H0V130H1V132H0V170H1V172L0 173H3L2 171H5V172H7V171H9L10 169H11V171H12V168L15 166V165H17L16 163H19L18 165H20V162L19 161H21L22 162V159L23 160H25L24 162H26L25 164H27V163H31L32 164V162H31V160L32 159H34L35 157H37V155L39 156L40 154H41V152H42V154L44 155V151L43 150H45V147H44V145L46 144V142H47V140L48 141H50L49 139L50 138H52V136L50 137V135H52V133L54 134V133H56L57 131H55L56 129L58 130V133H59V131H61L62 129L66 132V134L68 135V137H69V139L70 140H73V137L71 136V135H73V133L74 134H76L77 135V132L78 131H82V126L85 124V123H83V122H85L86 121V124L88 123L87 121H89V117L90 116H88V115H86L85 116V114H83V113H81V115H83V116H80V112H78L79 114V116H75V117H77V119H75V117H73L72 119H74V120H68V119H70V118H67L68 117V115H66L65 116V114L68 112V109H67V105L66 104H68L70 101H68V102H66V100L67 99H69V97L71 96H65V92H69V90H70V88H67V90H66V87H69L68 85H70V87L72 88V85L74 84V82L73 81H71L72 83L70 84L69 82V80L70 79H67ZM97 80V79H96ZM140 80V79H139ZM150 80H151V78H150ZM167 80H169V79H167ZM177 80H179V79H177ZM195 81H196V79H194ZM214 80H215V78H214ZM217 80V79H216ZM231 80V79H230ZM252 80V79H251ZM255 80H256V78H255ZM2 81V80H1ZM22 81V80H21ZM30 81V80H29ZM39 81V80H38ZM64 81V80H63ZM142 81H144V80H142ZM148 81V80H147ZM152 81H154V79L152 78ZM160 81V80H159ZM174 81H176V80H174ZM180 81V80H179ZM224 81V80H223ZM228 81V80H227ZM3 82L4 83H6L5 82V80H3ZM9 82H11V81H9ZM26 82V81H25ZM35 82V81H34ZM79 82V83H80ZM94 82V81H93ZM97 82V81H96ZM158 82V81H157ZM231 82V81H230ZM240 82V81H239ZM253 82V81H252ZM2 83V82H1ZM30 84L32 83V81L31 82H29ZM28 83V80H27V84H29ZM48 83V84H49ZM67 83H69V84H67ZM89 83V82H88ZM143 83V82H142ZM145 83H146V79H145ZM232 83H233V81H232ZM245 83V82H244ZM20 85H24L23 83L21 84V83H19ZM19 84H17V85H19ZM27 84H26V86H27ZM37 84V83H36ZM67 84V85H66ZM91 84V83H90ZM139 84H141V82L139 83ZM173 84V83H172ZM185 84V85H186ZM255 84V83H254ZM2 85V84H1ZM0 85V86H1ZM33 85L35 86V84H31V85H28L29 86V88L32 86L33 87ZM55 85H57V86H55ZM93 85V84H92ZM144 85V84H143ZM176 85V84H175ZM12 86H14V85H12ZM12 86H7V87H11V88H14L13 89V91L14 92H11V94L12 93H15L16 92V90H17V88L19 89L20 88V90H19V92H22L21 91V86H17V88H15V86L14 87H12ZM25 86V87H26ZM27 86V87H28ZM47 86V85H46ZM77 86V85H76ZM81 86V87H82ZM90 86V87H89ZM145 86V85H144ZM149 86H151V83L149 84ZM174 86V85H173ZM199 86V87H198ZM234 86V85H233ZM254 86H256V85H254ZM257 86V87H258ZM4 86H2L1 88H3ZM32 87H31V89H32ZM49 87H51L50 89H48ZM80 87V88H81ZM143 87V86H142ZM148 87V86H147ZM176 87H177V85H176ZM186 87V86H185ZM212 87V88H211ZM236 87V86H235ZM83 88V89H84ZM93 88V87H92ZM138 88H140V87H138ZM152 88V87H151ZM259 88V87H258ZM4 89H6V91L5 92H7L8 93V91H7V89L9 90V91H12V89H9V88H6V86L2 89V90H4ZM35 89V88H34ZM34 89L32 90V92L34 91ZM82 89V88H81ZM149 89V88H148ZM174 89V88H173ZM183 89V88H182ZM235 89V88H234ZM2 90H0V91H2ZM26 90H27V88H26ZM36 90V89H35ZM48 90V91H47ZM73 90V89H72ZM76 90V89H75ZM125 90V89H124ZM153 90V89H152ZM157 90V89H156ZM155 90V91H156ZM161 90V89H160ZM163 90V89H162ZM180 90V89H179ZM202 91L203 90V92L204 91H206L205 93H203V94H201V97L199 98V99H197V96L199 97V92L198 91ZM29 91V90H28ZM43 91V90H42ZM107 91V92H108ZM140 91V90H139ZM3 92V91H2ZM18 92V100H19V102L17 101V100H15V102H18V104L20 105V103L21 102H23L24 103V100H22L23 98L21 97V95H22V93H19ZM24 92H26V91H24ZM35 92V91H34ZM33 92V93H34ZM68 92H67V94H68ZM79 92V91H78ZM107 92H106V94H107ZM136 92V91H135ZM146 92H147V90H146ZM151 92V91H150ZM27 93V92H26ZM29 94L31 93V91L30 92H28ZM27 93V94H28ZM35 93H37V92H35ZM70 93H73V92H69V94ZM82 93V92H81ZM143 93H144V90H143ZM3 94V93H2ZM6 94V93H5ZM9 94V93H8ZM11 94H10V97H12V96H14L13 94H12V96H11ZM15 94V95H16ZM26 94V95H27ZM64 94V95H63ZM83 94V93H82ZM82 94H81V96H82ZM92 94H94V93H92ZM155 94V93H154ZM160 94H163V92L162 93H160ZM159 93H158V95H160ZM168 95H169V93H167ZM175 94V93H174ZM258 96H257V95ZM7 95V94H6ZM23 95H24V93H23ZM63 95V96H62ZM84 95H88V94H84ZM95 95V94H94ZM94 95L93 96H90L89 98H90V100H93L94 99ZM145 95V94H144ZM172 95V94H171ZM179 95H181V94H179ZM183 95V94H182ZM187 95V96H188ZM1 96V95H0ZM30 96H31V94H30ZM36 96V95H35ZM59 96H61V97H59ZM65 96V97H64ZM79 96V95H78ZM99 96V95H98ZM134 96H136L135 94H134ZM33 97H34V94H33ZM40 97H41V99H40ZM68 97V98H67ZM75 97V96H74ZM83 97V96H82ZM163 97V96H162ZM186 97V96H185ZM13 99H16L17 98V96L16 97H12ZM11 98V99H12ZM28 98V97H27ZM27 98H25L26 100V103H27ZM31 98V97H30ZM35 98V97H34ZM33 98V99H34ZM37 98V97H36ZM61 99V102H60V99ZM148 98V97H147ZM7 99V98H6ZM5 99V100H6ZM10 99V100H11ZM11 100V101H14V100ZM33 99H31V100H33ZM58 99H59V101H58ZM63 99H64V101H63ZM66 99V100H65ZM133 99V98H132ZM161 99V98H160ZM171 99V100H170ZM195 99V100H194ZM197 99V100H196ZM3 100V99H2ZM4 100V101H5ZM22 100V101H21ZM30 100V99H29ZM166 100V99H165ZM165 100H164V102H165ZM257 100H259V102L258 103H260V101L262 102V103H260L261 105H260V107H257L259 104H257V103H255ZM21 101V102H20ZM57 101V102H56ZM144 101V100H143ZM168 101V100H167ZM8 102V101H7ZM30 102V101H29ZM66 102V103H65ZM92 102V101H91ZM91 102L89 103L90 105H93V104H91ZM11 103V102H10ZM23 103H21V105H20V107L18 106V104H17V106H18V108L20 109L21 108V106H22V109H23V111H24V109H26L27 108V106L29 105L28 103L26 104V103H24V104H26L24 107H23ZM33 103V102H32ZM82 103V102H81ZM92 103H94V102H92ZM12 104V103H11ZM166 104V103H165ZM177 104V103H176ZM246 104V105H245ZM2 105V104H1ZM8 105V104H7ZM33 105V104H32ZM31 105V106H32ZM69 105V104H68ZM100 105V104H99ZM149 105V104H148ZM170 105V104H169ZM5 106V105H4ZM73 106V105H72ZM89 106V105H88ZM144 106H145V104H144ZM2 107V106H1ZM30 107V106H29ZM66 107V108H65ZM69 107H71L70 105H69ZM107 107V106H106ZM121 107V106H120ZM213 107V106H212ZM248 107V109H251V108H249ZM4 108H6V106L4 107ZM8 108V107H7ZM17 108V107H16ZM132 108V107H131ZM164 108V107H163ZM163 108L161 109V110H163ZM64 109H66L67 110V112H65L66 110H64ZM97 109V108H96ZM138 109V108H137ZM207 109V108H206ZM3 110V109H2ZM9 110V109H8ZM21 110V109H20ZM19 110V111H20ZM99 110H101V109H99ZM104 110V109H103ZM107 110V109H106ZM165 110H167V109H165ZM242 110V111H241ZM4 111V110H3ZM22 111V112H23ZM218 111V110H217ZM7 112V111H6ZM17 112V111H16ZM21 112V111H20ZM97 112H99V111H97ZM156 112V111H155ZM169 112V113H170ZM227 112V114H229ZM23 113V114H24ZM65 113V114H64ZM103 113V112H102ZM106 113V112H105ZM164 113V112H163ZM168 113V114H169ZM230 113V114H231ZM1 114V113H0ZM4 114V113H3ZM6 114V113H5ZM27 114H25L26 115V117H27ZM64 114V117H62V115ZM67 114H69V113H67ZM98 114H100V113H98ZM97 114V115H98ZM104 114V113H103ZM127 114V113H126ZM220 114V113H219ZM218 114V115H219ZM226 114V115H227ZM229 114V115H230ZM6 115H8V114H6ZM10 115V114H9ZM12 115V114H11ZM96 115V114H95ZM128 115H130V114H128ZM137 115V114H136ZM250 115V114H249ZM248 115V116H249ZM123 116V115H122ZM144 116V115H143ZM228 116V115H227ZM251 116V115H250ZM97 117V116H96ZM95 117V118H96ZM120 117V116H119ZM128 117V116H127ZM133 117V116H132ZM131 117V118H132ZM232 117V116H231ZM4 118L5 119V117H2L1 115H0V122H2L3 120L2 119ZM9 118V117H8ZM14 118V117H13ZM98 118V120H101L102 119V114H101V118H100V116L99 117H97ZM163 118V117H162ZM220 118V117H219ZM249 119V118H248ZM7 120H5V121H7ZM98 120L96 119V121L98 122ZM103 120V119H102ZM241 120H244V122L243 121H241ZM91 121H93V119L91 120ZM17 122L18 123H20L19 125H17ZM96 122V124L97 125H95V126H97V127H95V129H92V130H99L101 127H100V125H98V123ZM100 122V121H99ZM242 122V123H241ZM248 122V121H247ZM4 123H3V125H4ZM8 123V122H7ZM10 123V122H9ZM89 123L91 124V122L89 121ZM137 123V122H136ZM1 125H2V123H0ZM161 124V123H160ZM159 124V125H160ZM88 125V124H87ZM87 125H86V128H87ZM102 125V124H101ZM91 126V125H90ZM92 126H94V125H92ZM91 126V127H92ZM162 126V125H161ZM194 126V127H195ZM211 126H212V124H211ZM89 127V126H88ZM165 127V126H164ZM205 127V126H204ZM85 128V129H86ZM92 128H94V127H92ZM71 129H73V130H71ZM83 129H84V127H83ZM166 129V128H165ZM255 129V130H256ZM62 130V131H63ZM73 132V133H71V131ZM211 130V129H210ZM55 131V132H54ZM96 131V132H97ZM111 131V130H110ZM118 131V130H117ZM164 131V130H163ZM193 131V130H192ZM213 131H214V128H213ZM243 131H244V134H242L243 133ZM64 132V133H65ZM83 132V131H82ZM200 132V131H199ZM57 133V134H58ZM62 133V132H61ZM79 133V132H78ZM85 133H87V135L89 134V132H85ZM209 133V132H208ZM60 134V133H59ZM91 134V133H90ZM107 134V133H106ZM109 134V133H108ZM111 134H112V137L111 138H113V139H115L116 140V142L120 139L118 136H117V132H116V129L114 128L112 131H111ZM121 134V133H120ZM66 135V136H67ZM75 135V137H77ZM79 135H81V132L79 133ZM229 135V134H228ZM227 135V136H228ZM231 135V136H232ZM91 136V135H90ZM102 136V135H101ZM106 136V135H105ZM196 136V135H195ZM230 136V137H231ZM50 137V138H49ZM54 137V136H53ZM56 137V136H55ZM58 137V136H57ZM64 137H65V135H64ZM75 137H74V139H75ZM84 137V136H83ZM104 137V136H103ZM107 137V136H106ZM168 137V136H167ZM171 137V136H170ZM214 137V136H213ZM229 137V136H228ZM233 137V138H234ZM215 138V137H214ZM218 138H219V136H218ZM224 138V137H223ZM68 139V138H67ZM193 139V138H192ZM63 140V139H62ZM122 140V139H121ZM205 140V139H204ZM226 140V139H225ZM107 141H108V139H107ZM179 141V142H178ZM112 142V141H111ZM115 142V143H116ZM192 142V143H191ZM222 142V141H221ZM252 142V143H253ZM48 143V142H47ZM228 143V142H227ZM253 143V144H254ZM205 144V143H204ZM255 144V145H256ZM119 144H117V146H118ZM214 145V144H213ZM46 146H47V144H46ZM205 146V145H204ZM208 146H209V144H208ZM248 146V147H249ZM254 146V145H253ZM169 147V146H168ZM185 147V146H184ZM218 147H219V145H218ZM217 147V148H218ZM242 146L240 145V148H241ZM44 148V149H43ZM194 148V147H193ZM212 148V147H211ZM239 148V147H238ZM184 149H186V148H184ZM183 149V150H184ZM198 149V148H197ZM253 149V150H254ZM154 150L155 151H157L158 152V150L156 149V148H154ZM187 150V149H186ZM185 150V151H186ZM199 150H202V148L201 149H199ZM205 150V149H204ZM248 150V149H247ZM47 151V150H46ZM188 151H189V149H188ZM194 151V150H193ZM198 151V150H197ZM235 151V150H234ZM242 151H244V150H242ZM44 152V153H43ZM206 152L207 151H205V154H206ZM211 152V151H210ZM215 152V151H214ZM239 152V151H238ZM255 152V151H254ZM257 152H256V155H257ZM47 153V152H46ZM45 153V155H47ZM188 153V152H187ZM41 154V155H42ZM181 154H182V152H181ZM197 156H198V153L196 152L195 153ZM208 154V153H207ZM210 154V153H209ZM33 155V156H32ZM188 155V154H187ZM239 155V154H238ZM48 156V155H47ZM193 156H194V153H193ZM203 156V155H202ZM215 156V155H214ZM219 156V155H218ZM43 157V156H42ZM257 157H258V155H257ZM38 158V157H37ZM45 158H47L46 156H45ZM185 158V157H184ZM224 158V157H223ZM243 158V157H242ZM241 158V159H242ZM245 158V157H244ZM214 159V158H213ZM207 160V159H206ZM244 160V159H243ZM242 160V161H243ZM33 161V160H32ZM206 162V161H205ZM217 162V161H216ZM238 162V161H237ZM241 162V161H240ZM245 162H247V159H246V161ZM244 162V163H245ZM248 163V162H247ZM251 163V162H250ZM88 163H86V165H87ZM235 164V163H234ZM258 164V163H257ZM85 165V164H84ZM233 165V164H232ZM217 166H218V163H217ZM234 166V165H233ZM249 166V165H248ZM87 167V166H86ZM201 167V166H200ZM241 167V166H240ZM254 168H255V165L253 166ZM257 167V166H256ZM17 168V167H16ZM210 168V167H209ZM231 168H232V166H231ZM236 168V167H235ZM264 168V167H263ZM256 169V168H255ZM258 169V168H257ZM221 170V169H220ZM227 170V169H226ZM215 171V170H214ZM251 171H253V170H251ZM257 171V170H256ZM260 171V170H259ZM4 172V174H8V172L7 173H5ZM10 172V171H9ZM82 172H83V170H82ZM198 172V171H197ZM262 172V171H261ZM11 173V172H10ZM86 173V172H85ZM253 173V172H252ZM264 173V172H263ZM215 174V173H214ZM82 175V174H81ZM84 175V174H83ZM82 175V176H83ZM256 175V174H255ZM261 175V174H260ZM0 176H2L1 174H0ZM196 176V175H195ZM209 176V175H208ZM241 176V175H240ZM81 177V176H80ZM216 177V176H215ZM223 177V176H222ZM79 178V177H78ZM84 178V177H83ZM247 178V177H246ZM256 178H258V176L256 177ZM262 179H260V177H259V179H255L254 177L251 179V177H250V179L252 180V182H249V187H251V184L250 183H252V188H251V190H252V194H253V196H254V200L253 201H255V206L253 207V208H251L250 207V209H251V211L253 210L254 212H252L251 213V215H249L246 219H250V220H253V221H250V223L248 224V227H250V232H251V235L249 234V239L250 240H247V241H243L242 240V244H245L244 245V247H242L243 249H244V254H246V256L248 257V260H249V262H252V264H264V187H263V185H264V177L262 176L261 177ZM81 180H82V177L80 178ZM79 179V180H80ZM86 179V178H85ZM191 179V178H190ZM195 179V178H194ZM207 179V178H206ZM75 180V179H74ZM80 180V181H81ZM198 180H200V179H198ZM208 180V179H207ZM213 180V179H212ZM248 180V179H247ZM263 180V181H262ZM2 181H6V180H2L1 179V177H0V187L2 188V186L1 185H3L4 184V182H3V184H1L2 183ZM8 181H10V180H8ZM206 181V180H205ZM85 182V181H84ZM188 182V181H187ZM236 182V181H235ZM262 182H263V184H262ZM22 183V182H21ZM212 183V182H211ZM227 183V182H226ZM238 183V182H237ZM6 184H7V181H6ZM6 184H5V188L4 189H6ZM80 184V183H79ZM219 184V183H218ZM236 184V183H235ZM217 185V184H216ZM4 186V185H3ZM32 186V185H31ZM219 186V185H218ZM226 186V185H225ZM231 186V185H230ZM233 186V185H232ZM242 186V185H241ZM245 186V185H244ZM8 187V189H9V187H10V185L9 186H7ZM221 187V186H220ZM249 187H248V191L251 193V191H250V189H249ZM263 187V188H262ZM19 188V187H18ZM201 188V187H200ZM230 188V187H229ZM241 188V187H240ZM245 188V187H244ZM243 188V189H244ZM3 189V190H4ZM7 189V190H8ZM205 189V188H204ZM216 189V188H215ZM2 190V191H3ZM6 190V191H7ZM207 190V189H206ZM235 190V189H234ZM14 191V190H13ZM12 191V192H13ZM192 191V190H191ZM239 191V190H238ZM0 192H1V190H0ZM8 192H10V191H8ZM196 192H197V190H196ZM242 192V191H241ZM26 193V192H25ZM195 193V192H194ZM198 193V192H197ZM3 194V193H2ZM5 194H7V193H5ZM9 194V193H8ZM13 194V193H12ZM241 194V193H240ZM4 195V194H3ZM183 195V194H182ZM185 195V194H184ZM222 195V194H221ZM11 196V195H10ZM10 196H8L9 198H11ZM25 196V195H24ZM24 196H22V198L24 197ZM193 196V195H192ZM191 196V197H192ZM211 196V195H210ZM252 196V195H251ZM252 196V197H253ZM5 197V196H4ZM27 197V196H26ZM197 197V196H196ZM0 198H1V196H0ZM3 198V197H2ZM13 198V197H12ZM222 198V197H221ZM24 199V198H23ZM182 199V198H181ZM194 199V198H193ZM192 199V200H193ZM253 199V198H252ZM3 200H4V198H3ZM199 200V199H198ZM197 200V198H196V200H195V202L196 201H198ZM247 200H249V199H247ZM2 201V200H1ZM10 201V200H9ZM183 201V200H182ZM252 201V202H253ZM12 202V201H11ZM251 202V201H250ZM13 203V202H12ZM199 203V202H198ZM197 202H196V204H198ZM202 203V202H201ZM200 203V204H201ZM195 204V205H196ZM231 204V203H230ZM235 204V203H234ZM4 205V204H3ZM9 205V204H8ZM247 205V204H246ZM254 205V204H253ZM210 206V205H209ZM192 207V206H191ZM197 207V206H196ZM239 207V206H238ZM243 207H244V205H243ZM9 208V207H8ZM94 208H95V206H94ZM194 208V207H193ZM249 208V207H248ZM3 211V210H2ZM2 211H0V213H2ZM6 212V211H5ZM192 212V211H191ZM10 213H12L11 211H10ZM247 213V212H246ZM248 213H249V211H248ZM3 214V213H2ZM13 214V213H12ZM15 214V213H14ZM17 214V213H16ZM188 214V213H187ZM232 214V213H231ZM3 215H5V214H3ZM225 215H226V213H225ZM8 216V215H7ZM18 216V215H17ZM184 216V215H183ZM188 216V215H187ZM191 216V215H190ZM13 217V216H12ZM5 218V217H4ZM187 218V217H186ZM191 218V217H190ZM1 219V218H0ZM188 219V218H187ZM212 220V219H211ZM1 221V220H0ZM13 221V220H12ZM142 221H144V220H142ZM146 221V220H145ZM243 221V220H242ZM3 222V221H2ZM1 222V223H2ZM5 222V221H4ZM3 222V224L1 225V227H0V264H34L32 261V263L29 261V260H32V259H29L28 258V260H26V253H27V247L25 248L24 246L25 245H23L22 243H23V241H22V245H20L18 242L20 241V240H18V239H21V238H15L14 236H16V235H14L13 233H12V231H11V227H13V226H11L10 224H8V223H4ZM147 222V221H146ZM211 222H213V221H211ZM234 222V221H233ZM244 223V222H243ZM242 223V224H243ZM212 224V223H211ZM214 224V223H213ZM235 224H237V223H235ZM245 224V223H244ZM14 225V224H13ZM141 225H145V224H141ZM246 225V224H245ZM244 225V226H245ZM146 226V225H145ZM236 226V225H235ZM243 226V227H244ZM148 227V226H147ZM247 227V226H246ZM212 229H213V226L211 227ZM230 228V227H229ZM13 229H15V228H13ZM17 229H18V227H17ZM191 229V228H190ZM211 229V230H212ZM237 229V228H236ZM148 230H150V229H148ZM195 230V229H194ZM204 230V229H203ZM209 230V229H208ZM210 230V231H211ZM228 230V229H227ZM248 230H247V232H248ZM17 231V230H16ZM23 231V230H22ZM140 231V230H139ZM209 231V232H210ZM213 231V230H212ZM235 231V230H234ZM149 232L150 231H148V233L147 234H149ZM203 232V231H202ZM206 232V231H205ZM217 232V231H216ZM226 232V231H225ZM224 232V233H225ZM245 232H246V229H245ZM246 232V233H247ZM31 233V232H30ZM145 233H146V231H145ZM189 233H190V237H187V238H189L188 239V248L186 249V247H185V249H186V257L184 256V262L183 261H181V262H179L180 260H178L179 259V257L178 256H173V254L171 255V253L169 254L170 255V257H169V255H167L169 258H167V259H169L168 261H164L165 263H162V264H191L192 263V261H194L195 259H196V255L201 251L200 249H202V252H204L205 253V255H206V252H208L209 253V251H210V254H211V251H214L215 249H219L220 251L222 250L223 251V246H226L227 245V240L229 241V242H232V241H235V240H232V239H227V240H224V241H215L214 240V238H212V242L211 243H205V242H203L201 239H198V234H196L194 231H189ZM211 233V232H210ZM233 233V232H232ZM16 234V233H15ZM144 234V233H143ZM142 234V235H143ZM146 234V235H147ZM202 234V233H201ZM204 234V233H203ZM230 234V233H229ZM18 235V234H17ZM151 235V234H150ZM224 235H226V233L224 234ZM20 236V235H19ZM22 236V235H21ZM144 236V235H143ZM148 236V235H147ZM147 236H144L142 239H143V241L145 242V243H147V247H149L148 249H149V255H148V258L146 259V264H160V262L158 261V259H157V256L158 255H156V246H157V244H156V246H155V244L154 243H152V238L151 237H147ZM201 236V235H200ZM207 236V235H206ZM247 237H248V235H246ZM142 237V236H141ZM226 237H227V235H226ZM223 238V237H222ZM239 238V240H240V237H238ZM238 238H237V240H238ZM16 239L18 240L17 242H16ZM23 239V238H22ZM245 239V238H244ZM24 240H25V238H24ZM29 240V239H28ZM201 240V241H200ZM236 240V241H237ZM205 241H206V239H205ZM226 241V242H225ZM235 241V242H236ZM121 242H122V240H121ZM151 242V243H150ZM154 242V241H153ZM186 242H187V240H186ZM213 242H214V245H213ZM220 242H224V243H220ZM234 242V243H235ZM239 242V241H238ZM240 242H241V240H240ZM243 242H246V243H243ZM145 243H144V245H145ZM233 243V242H232ZM139 244V243H138ZM142 244V243H141ZM140 244V245H141ZM241 244V243H240ZM86 245V244H85ZM112 245V244H111ZM110 245V246H111ZM165 245V244H164ZM133 246V245H132ZM142 246V245H141ZM146 246V245H145ZM144 246V247H145ZM162 246V245H161ZM169 246V245H168ZM230 246V245H229ZM243 246V245H242ZM138 247H140L139 245H138ZM143 247V248H144ZM146 247V248H147ZM158 247V246H157ZM163 247V246H162ZM212 247H215V249H213ZM226 247H228V246H226ZM226 247H224V249H226ZM234 247H236L235 245H234ZM87 248V247H86ZM111 248V247H110ZM113 248V247H112ZM123 248V247H122ZM133 248V247H132ZM142 248V247H141ZM140 248V249H141ZM239 248V247H238ZM165 249V248H164ZM168 249V248H167ZM211 249H213V250H211ZM234 249V248H233ZM237 249V248H236ZM240 249V248H239ZM242 249V250H243ZM28 250H31V249H28ZM107 250V249H106ZM123 250V249H122ZM125 250V249H124ZM143 250V249H142ZM141 250V251H142ZM169 250V249H168ZM227 250V249H226ZM89 251V250H88ZM87 251V252H88ZM134 251L136 252V253H134V254H137L138 253V250L136 251L135 249H134ZM166 251V250H165ZM109 252H111V251H109ZM139 252H140V250H139ZM168 252V251H167ZM217 252V251H216ZM239 252V251H238ZM241 252H243V251H240L239 253H241ZM104 253H106V252H104ZM131 253H132V251H131ZM221 253V252H220ZM30 255H31V253H29ZM88 254V253H87ZM108 254V253H107ZM123 254V253H122ZM133 254V253H132ZM131 254V255H132ZM215 254H217V253H215ZM214 254V255H215ZM225 254V253H224ZM90 255V254H89ZM116 255V254H115ZM121 255V254H120ZM119 255V256H120ZM129 255V254H128ZM130 255V256H131ZM182 255V254H181ZM230 255V254H229ZM28 256V255H27ZM108 256H110V255H108ZM133 256V255H132ZM136 256V255H135ZM203 256H204V254H203ZM115 257V256H114ZM176 257H178V259L176 258ZM238 257H239V255H238ZM247 257H245V258H247ZM104 258V257H103ZM223 258H225L226 259V257H223ZM118 259V258H117ZM128 259V258H127ZM181 259V258H180ZM211 259V258H210ZM119 260V259H118ZM117 260V261H118ZM133 260V259H132ZM234 260V259H233ZM237 260V259H236ZM241 260V259H240ZM116 261V260H115ZM125 261V260H124ZM137 261V260H136ZM244 261V260H243ZM247 261V260H246ZM245 261V262H246ZM139 262V261H138ZM214 262H215V260H214ZM238 262V261H237ZM240 262V261H239ZM103 263V262H102ZM125 263V262H124ZM211 263V262H210ZM36 264H37V262H36ZM104 264V263H103ZM135 264H138V263H135ZM227 264V263H226Z\"/></svg>","mask_w":264,"mask_h":264}]
</instances>
